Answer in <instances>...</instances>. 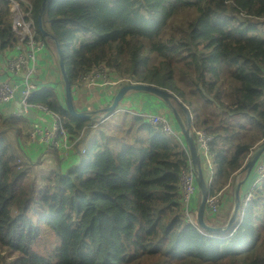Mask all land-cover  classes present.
<instances>
[{
	"label": "trees",
	"instance_id": "trees-1",
	"mask_svg": "<svg viewBox=\"0 0 264 264\" xmlns=\"http://www.w3.org/2000/svg\"><path fill=\"white\" fill-rule=\"evenodd\" d=\"M28 1L58 63L57 45L39 30L43 0ZM43 26L62 48L72 88L105 62L121 77L171 90L185 124L214 135L208 194L230 180L235 188L242 161L264 141V35H250L264 33V0H49ZM20 38L10 1L0 0V53L22 50ZM180 97L196 107L192 119ZM30 102L58 114L71 138L90 130L54 88ZM105 121L77 163L64 167L48 147L57 166L38 189L23 146L28 122L0 113V264H264V180L227 232L199 225V190L186 223L187 146L140 114Z\"/></svg>",
	"mask_w": 264,
	"mask_h": 264
},
{
	"label": "built area",
	"instance_id": "built-area-1",
	"mask_svg": "<svg viewBox=\"0 0 264 264\" xmlns=\"http://www.w3.org/2000/svg\"><path fill=\"white\" fill-rule=\"evenodd\" d=\"M10 7L13 13V28L21 35V41L24 43L22 50H18L16 55L7 59V71L13 77H20L18 81L0 80V104L10 103L18 94L21 93L22 112L26 113L31 107H41L51 113L53 123L49 126H33L29 132V139L31 142H42L53 149L61 150L64 153L72 151L79 145V139L71 138L66 128L64 127L61 118L55 112L50 111L42 104H33L30 99L34 92L39 88L35 77L38 73V53L45 49V42L40 39L35 31V19L33 16V8L30 1L26 3L23 0H9ZM114 70H111L108 65L103 62L93 67L89 72L84 73L80 77V83L86 86H106L112 87L122 85L123 83L132 82L127 77L117 75ZM14 116L22 114L14 112ZM148 123L160 126L161 130L170 136L176 135L170 121L158 112L140 113ZM191 119L193 118L190 116ZM192 134L197 148L203 152L206 162L209 164L211 175L207 181L208 184L212 182L214 167L213 154L210 150V142L214 139V135L209 133L205 128H196L191 125ZM179 137V136H178ZM179 140H182L179 137ZM198 149V150H199ZM85 148H82V153ZM257 179L245 198V204L253 199V191L257 189L264 180V162H260L256 166ZM238 182V181H237ZM197 178L196 170L192 165L189 156V166L184 168L180 173V202L183 217L186 223L194 222V196L197 193ZM219 192L208 194L206 206L209 211L217 213L220 211V196Z\"/></svg>",
	"mask_w": 264,
	"mask_h": 264
},
{
	"label": "crops",
	"instance_id": "crops-1",
	"mask_svg": "<svg viewBox=\"0 0 264 264\" xmlns=\"http://www.w3.org/2000/svg\"><path fill=\"white\" fill-rule=\"evenodd\" d=\"M47 48L48 47L46 46L44 50H42L41 52L38 53L37 60H38L39 70H38V73L35 77V80L39 86L38 91L41 90L42 88L51 87V88H54L56 90V92L58 93V95L60 97V91L64 87L63 82H62L63 85L61 83L60 84L54 83L52 85L51 82H45V80H44V79H46V76H47V74H46L47 62H45V59H50V61H52V56L49 52V49H47ZM16 52H17V49L12 50V51H7L4 54L0 53V80H11L12 82H15V81H18L20 79V77L19 78L13 77L7 71V59L10 56L15 55ZM53 56H54V54H53ZM54 58L56 60L55 56H54ZM56 62H57V60H56ZM57 66L59 67L58 63H57ZM59 76H60V73H59ZM114 77H116V76H114ZM60 78H61V76H60ZM119 87H120L119 85L112 86V87L86 86V85H82L79 82V84H77L74 88H72L74 104L77 107V109L80 111H93V110H97V109L106 107L112 102L113 97L116 93V90ZM21 99H22L21 93L18 91L16 98L12 102L0 104V105H2V107L0 108V113H2L4 116H9V115L14 116L13 114L16 111L22 115L15 116V117H23V115H26L28 127H30V128L33 126H36V125L49 126L53 123V118H52L51 113L44 110L41 107H31L34 109L31 110L29 108L26 113L22 112V105L20 102ZM64 100H65V96H64ZM123 102L125 104V105H123L124 108L128 109L126 107V105L133 107L132 111H135V114L150 113V112H158V113L162 114L164 117H166L170 121V123H171L173 129L176 131V133L179 132L178 135H179L180 139L182 140V144L184 146H186V142H185L183 132L180 129L173 113H171L170 110H168V112L164 111V109H165V107H167V105L160 98H158L157 96L150 94V93H146V92L141 93L140 91H133V92H130L129 94H127V96L125 97ZM128 110H131V109H128ZM189 114L192 117L194 116L192 111H189ZM102 115L103 114L100 113V116L96 120H94V121L90 120L91 121V123L89 125L90 130L81 134L80 139H79V145L77 147H75L72 151L64 153L63 151L58 150L59 156H60L61 161H62V165L64 167H68L69 165H71L73 163H77L80 161V159L82 158V154H83L82 148H85V151H86V147L88 145L87 141L90 139L93 140L94 134L96 133V126H95L96 124L95 125H93V124L95 122H98L102 118ZM75 138H77V137H75ZM24 141H25V144H23V146L26 147L25 153L29 156V158L32 161H35V159H42L43 161H45L46 163L49 164L48 166H53V164L56 163L54 155L50 151H48V147H50V146H48L47 144L42 143V142H31L29 139V134H28V136H26ZM197 149H199V147ZM199 153L201 156L202 163H207L206 162L207 160H206L203 152L200 149H199ZM247 161L248 160L242 161L241 167L243 165H245L247 163ZM260 162H264V153L262 154L260 160L256 163L253 170L250 172L247 179L245 180V182L241 186L240 194H241L242 201H241V206H240L239 213L237 216L238 219L243 214V210H244L245 205H246L245 204V198L248 195V193L252 190V188L256 182V179L258 176L256 166ZM208 166H209V164H208ZM212 167H214L213 164H212ZM241 167L239 168L238 172L236 173V176H234L236 178L235 184L237 183V181L245 178L246 173H243V174L240 173ZM205 171H209L207 173H209V177H210V175H211L210 167ZM230 182H231V180H230ZM230 182L223 190L219 191V193H220L219 196L221 199L220 200V211H218L217 213L210 212V214H208V218H206L207 221H208V219L211 220V224H216V223H220V222L225 221L230 214L231 205L234 207L235 188L234 189L232 188V185ZM197 199H198V195L196 193V195L194 196V200H193L194 206H196ZM209 223H210V221H209Z\"/></svg>",
	"mask_w": 264,
	"mask_h": 264
},
{
	"label": "water",
	"instance_id": "water-1",
	"mask_svg": "<svg viewBox=\"0 0 264 264\" xmlns=\"http://www.w3.org/2000/svg\"><path fill=\"white\" fill-rule=\"evenodd\" d=\"M48 1L49 0H43L40 6L39 12H38L39 30L41 34L43 35V37H51L54 43L57 45L59 70L63 77L64 86H65V102H66V107L68 111L71 113V115L77 118L89 119L91 121L96 120L100 116V113L103 114L102 117H108L117 111L116 109H118L117 107L120 104V102H123L127 94L133 91H141V92L150 93L160 98L171 109L180 129L182 130L192 165L195 167V170H196L197 185L201 193V199H200L198 212H197V221L199 225L206 230L216 232V233L227 232L234 224L235 220L237 219L238 213H239V209H240L241 201H242L241 194H240L241 186L247 179L250 172L253 170L256 163L260 160L262 154L264 153V141L259 145L257 149H254V153L252 157L247 161V164L243 165L240 169V173L241 174L246 173V175L244 179L239 180L235 184V203H234V207L232 208V211H231V214L229 216L227 223L221 227L216 226L215 224L209 223L206 220V210H207L206 200L208 196V190H207L208 183L206 180V175L204 174L205 170H207L209 166L207 163H202L201 161V156H200L199 150L197 149V146H196L193 134H192L191 123L185 124L183 118L177 111L176 106L173 103V99L175 97L173 92L171 90H167V89L158 87L156 85L142 83V82L123 84L116 90L113 100L108 106L97 109V110H93V111L78 110L74 104L72 86H71L70 78L68 75V71L66 69L62 48L57 38L50 35L43 26V14L47 7Z\"/></svg>",
	"mask_w": 264,
	"mask_h": 264
},
{
	"label": "rangeland",
	"instance_id": "rangeland-1",
	"mask_svg": "<svg viewBox=\"0 0 264 264\" xmlns=\"http://www.w3.org/2000/svg\"><path fill=\"white\" fill-rule=\"evenodd\" d=\"M26 1H28V0H23L22 2L26 3ZM253 34L264 35V33L261 30L258 31V32H256V33H250V35H253ZM20 40H21V38H20ZM69 44L71 45L72 43H69ZM47 49H49V48H47ZM49 52H50V54L52 56V61H50V59H45V62H47V65H46V74H47V76H46V79H44V80H45V82H51L52 85L54 83H56V84L57 83H59V84L61 83L62 84V80H61V78L59 76V73H60L59 67L57 66V62H56V60H55V58L53 56L54 53H53V51L51 49H49ZM11 57L12 56H10L9 59ZM114 76H117V75H114ZM128 79L130 81H134V80H131L130 78H128ZM134 82H136V81H134ZM130 83H132V82H127V83H123V84H130ZM141 93H143V92H141ZM64 96H65V86L60 91V98H61V100L63 102H65ZM178 100L179 101H183L186 105H188L190 107L189 108V111H192L193 112V115L196 114V107L190 105L188 98H186L184 100L183 98L180 97V98H178ZM123 105H125L124 102H120V104L117 107L118 109H116L117 111L115 113H113L112 115H110L108 117H102L99 121L107 120V121L104 122V124H106L108 121H109V124H114L116 121H118L119 119H122L124 116H127V115H129V116L135 115V111H132L133 107L126 105V107L128 109H131V110H128V109H125ZM1 107H2V105H0V108ZM30 109L33 110L34 108H30ZM168 110L171 111V109L167 105V107H165L164 111L165 112H168ZM171 113H172V111H171ZM22 118L26 120L27 119V116L26 115H23ZM95 124H96L95 126H98L97 122ZM31 128L30 127L27 128V130L25 132V136H27L26 134H28L30 132ZM10 133H12V132H10ZM178 133H176L177 136L176 135H173L174 136L173 138L176 139V140H177V138L179 139ZM25 136H24L23 139L26 138ZM91 142H92V140L90 139V140L87 141V144L89 145V144H91ZM180 143L182 144L181 141H180ZM91 156L92 155H85L84 157H85V159L88 160ZM35 162L37 164V166H35L36 167L35 168L36 169L35 174H36V178H37V188L39 189L44 184V182H45L44 181V178L51 174L52 169L55 168L57 166V164L55 163V164H53V166H48L49 164L46 163L45 161H43L42 159H35ZM207 172H209V171H205L204 174L206 175V180L208 181V179H209V173H207ZM198 190L199 189L197 188V191ZM198 196H199V192H198Z\"/></svg>",
	"mask_w": 264,
	"mask_h": 264
}]
</instances>
